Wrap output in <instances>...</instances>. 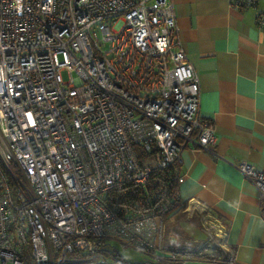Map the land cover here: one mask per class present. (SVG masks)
Returning a JSON list of instances; mask_svg holds the SVG:
<instances>
[{
  "label": "built area",
  "instance_id": "2783aa9c",
  "mask_svg": "<svg viewBox=\"0 0 264 264\" xmlns=\"http://www.w3.org/2000/svg\"><path fill=\"white\" fill-rule=\"evenodd\" d=\"M200 103L173 0H0V264L165 260L163 216L197 208L182 153L218 141ZM236 166L264 208V171Z\"/></svg>",
  "mask_w": 264,
  "mask_h": 264
},
{
  "label": "crops",
  "instance_id": "0c3cea01",
  "mask_svg": "<svg viewBox=\"0 0 264 264\" xmlns=\"http://www.w3.org/2000/svg\"><path fill=\"white\" fill-rule=\"evenodd\" d=\"M182 46L197 69L202 117L214 123V151L182 153L181 196L208 211L222 248L237 264H264V208L239 171L245 160L264 171V27L259 9L231 0H173ZM260 7V6H259ZM169 255V253H167Z\"/></svg>",
  "mask_w": 264,
  "mask_h": 264
},
{
  "label": "rangeland",
  "instance_id": "374dc122",
  "mask_svg": "<svg viewBox=\"0 0 264 264\" xmlns=\"http://www.w3.org/2000/svg\"><path fill=\"white\" fill-rule=\"evenodd\" d=\"M264 0H259L258 9L264 8ZM64 77L67 79V73L64 72ZM216 220L213 218V215L204 211L198 212V210H193L192 208L180 209L164 223L165 233L172 237L173 242H176L179 246L192 247L191 244H198V247L194 249H201L204 245H208V251H212L215 247H220L221 249V237L222 234L219 232ZM169 232H166L168 231ZM166 234V235H167ZM194 241V242H193ZM115 247L119 250L120 255L128 262H138L143 263L146 261L154 260V257L148 255L145 252L138 251L132 247L123 249L120 242L113 243ZM161 246L164 244V237L160 242ZM224 250V249H223ZM225 251V250H224ZM214 259V257H213ZM204 264H217V263H204Z\"/></svg>",
  "mask_w": 264,
  "mask_h": 264
},
{
  "label": "trees",
  "instance_id": "16d2710c",
  "mask_svg": "<svg viewBox=\"0 0 264 264\" xmlns=\"http://www.w3.org/2000/svg\"><path fill=\"white\" fill-rule=\"evenodd\" d=\"M180 209L183 208L173 207L171 210H168L167 213L163 216V222L166 223L171 215ZM166 232H169V229ZM166 234L167 233L162 236V238L164 237V244L163 246H161L160 244V249L164 253H169V255H164L165 260H151L150 262H156V264H237L234 260L233 252L231 251H224L220 247H215L212 251H208V245H204L203 248L198 249V245L200 243L191 244L192 247L189 248L186 246H179L176 244V242H173L171 245L170 243L173 240L168 234ZM196 245L198 248L194 249ZM107 253L118 261H125L122 255H120V253L118 252L111 253L107 251Z\"/></svg>",
  "mask_w": 264,
  "mask_h": 264
}]
</instances>
